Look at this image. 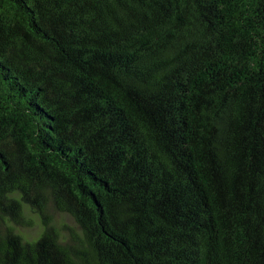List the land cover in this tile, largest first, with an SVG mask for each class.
<instances>
[{"label":"trees","instance_id":"1","mask_svg":"<svg viewBox=\"0 0 264 264\" xmlns=\"http://www.w3.org/2000/svg\"><path fill=\"white\" fill-rule=\"evenodd\" d=\"M0 264H264V0H0Z\"/></svg>","mask_w":264,"mask_h":264},{"label":"rangeland","instance_id":"2","mask_svg":"<svg viewBox=\"0 0 264 264\" xmlns=\"http://www.w3.org/2000/svg\"><path fill=\"white\" fill-rule=\"evenodd\" d=\"M56 217H57L58 220H64V216H62V215H56ZM32 227H33V229L28 230L29 234L33 235V236H36V234L40 231V225H39V221L36 220L35 217H34V225Z\"/></svg>","mask_w":264,"mask_h":264}]
</instances>
